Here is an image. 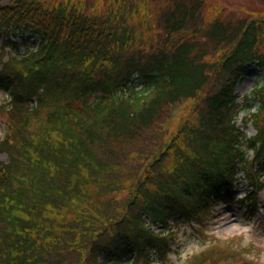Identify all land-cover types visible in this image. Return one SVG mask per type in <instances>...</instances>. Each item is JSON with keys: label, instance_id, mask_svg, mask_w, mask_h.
Returning a JSON list of instances; mask_svg holds the SVG:
<instances>
[{"label": "trees", "instance_id": "16d2710c", "mask_svg": "<svg viewBox=\"0 0 264 264\" xmlns=\"http://www.w3.org/2000/svg\"><path fill=\"white\" fill-rule=\"evenodd\" d=\"M127 7L0 5V151L10 158L0 166V264H166L170 223L201 220L220 202L256 208L264 83L244 103L233 88L250 66L264 69V13L207 17V0H169L162 37L143 46V16L134 0ZM14 29L37 48L21 41L20 52ZM208 85L196 120L163 127ZM240 110L256 134L237 127Z\"/></svg>", "mask_w": 264, "mask_h": 264}, {"label": "rangeland", "instance_id": "374dc122", "mask_svg": "<svg viewBox=\"0 0 264 264\" xmlns=\"http://www.w3.org/2000/svg\"><path fill=\"white\" fill-rule=\"evenodd\" d=\"M9 0H0V5H6ZM131 0H46L51 5L60 3L67 7L75 6L79 10H83L85 13L104 14L110 10H119L122 8H128V4ZM138 8L133 12L143 16V20L140 21L137 18H133L134 23L139 24L140 37H143L144 42L141 41V45H145L146 42L156 43L159 38L162 37V32L158 26V17L160 12L165 9L169 3V0H134ZM211 7V11L204 12L207 17L218 14L217 10H224L225 14H232L234 18L242 17L247 14H263L264 5L258 0H207ZM132 12V13H133ZM161 25V24H160ZM14 43L19 44L21 40H25L30 46L36 47L35 41L30 32L24 33L22 31H16ZM142 35V36H141ZM2 38H0V60L5 56H2L1 51ZM22 47V45H20ZM20 50H22L21 47ZM224 48L219 49L218 54L224 51ZM7 52V49L3 51ZM219 56V55H218ZM1 68V62H0ZM252 74L245 77L242 81L238 82L235 87L236 93L240 95L249 93L254 82H264V70L258 66H250L248 68ZM211 86L208 85L203 88L198 96L192 99H186L180 101L172 107L170 114L164 121L163 127L173 130L179 123L185 119L196 120L199 115L197 109L201 105L202 96H204ZM5 93L0 89V137L5 132V125L3 123L4 117L1 113V103L5 101ZM240 101V98L238 100ZM253 107L250 109V111ZM246 117V112L241 111L239 113L240 119L242 116ZM239 127L247 132L249 135L255 133L254 128L250 123L240 122ZM185 147L188 148L185 144ZM250 154V153H249ZM9 155L0 151V162H7ZM150 161L148 158L147 162ZM142 169L137 172V176L142 175ZM244 183V182H243ZM152 187V185H150ZM130 189H120V191L127 194ZM243 188L238 190L240 195H243ZM259 202V209L256 211L255 216L252 219L248 218L245 213V208L239 209L237 206H215L204 221H180L177 224L171 226L173 235L171 237V245L174 250L169 254L168 264H241L243 257H240V253L236 255H226L218 250H211L210 252H203L208 249V246L213 244L223 245H235L236 248L242 251L247 258L251 256L256 264H264V188L261 191ZM214 211V212H213ZM182 222V223H181ZM157 230V229H156ZM214 249V248H213ZM204 256H202L203 254ZM242 255V256H244ZM224 256V257H222ZM226 257V258H225ZM250 258V259H251ZM245 260V259H244ZM245 262V261H243Z\"/></svg>", "mask_w": 264, "mask_h": 264}]
</instances>
